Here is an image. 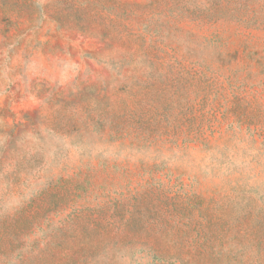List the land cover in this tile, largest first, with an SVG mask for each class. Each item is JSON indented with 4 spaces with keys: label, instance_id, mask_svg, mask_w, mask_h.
Wrapping results in <instances>:
<instances>
[{
    "label": "rangeland",
    "instance_id": "1",
    "mask_svg": "<svg viewBox=\"0 0 264 264\" xmlns=\"http://www.w3.org/2000/svg\"><path fill=\"white\" fill-rule=\"evenodd\" d=\"M0 264H264V0H0Z\"/></svg>",
    "mask_w": 264,
    "mask_h": 264
}]
</instances>
